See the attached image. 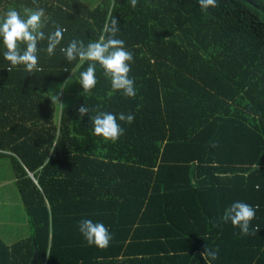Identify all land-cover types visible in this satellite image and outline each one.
<instances>
[{
    "label": "trees",
    "instance_id": "trees-1",
    "mask_svg": "<svg viewBox=\"0 0 264 264\" xmlns=\"http://www.w3.org/2000/svg\"><path fill=\"white\" fill-rule=\"evenodd\" d=\"M0 6L43 8L46 34L52 21L67 29L52 57L39 42L41 72H8L0 43V158L13 165L31 229L11 244L0 237V264H32L34 242L37 264H208L206 248L219 250L212 264H264V0H218L207 11L198 0ZM112 18L133 53V99L113 92L98 65L96 87L83 94L88 63L59 50L98 40ZM74 78L78 98L61 108L48 90ZM98 111L135 119L118 121L123 135L105 143L93 133ZM236 201L256 207V234L221 222ZM82 219L109 229L106 250L85 245Z\"/></svg>",
    "mask_w": 264,
    "mask_h": 264
},
{
    "label": "clouds",
    "instance_id": "clouds-1",
    "mask_svg": "<svg viewBox=\"0 0 264 264\" xmlns=\"http://www.w3.org/2000/svg\"><path fill=\"white\" fill-rule=\"evenodd\" d=\"M138 0H129L130 7L135 9ZM36 3V0H33ZM116 0H112L113 7ZM200 8L207 11L209 8L218 6V0H198ZM50 18L46 16L45 10L40 7L23 8V14L15 8H9L3 16H0V43L5 51L3 58L8 62V72L18 66H23L24 71L31 74L41 72L39 67L38 44L46 40V53L48 57L55 55V50L61 44L64 32L67 29L52 21L54 31L46 34ZM119 26L115 18L104 25L103 35L96 41H90L87 45L82 40L73 39L66 47L59 50L68 63L78 60L80 65L88 63L86 70L79 73V84L83 94L91 95L97 85V65L102 69L105 79L110 81L113 92H120L126 98L133 99L137 96L134 79L129 77L131 63L134 60L133 53L125 48V41L116 38ZM23 46V48L21 47ZM67 71V69H65ZM65 83V82H64ZM63 83V84H64ZM63 89H61L62 91ZM57 101V97L53 96ZM59 105V104H58ZM63 108V105H59ZM78 115L81 119L88 114L90 109L82 105L78 108ZM94 135L101 137L102 141L115 144L123 135L124 129L118 122L131 124L134 113L121 112L118 116L111 112L98 111L90 117ZM214 143L212 147H216ZM259 190V185L254 186ZM256 215V207L245 202L236 201L228 206L220 217L221 222H230L233 228L239 229L241 237L256 234L260 229L253 228L250 232V225ZM216 226L215 221H212ZM80 235L83 237L86 246L96 247L98 250H106L113 239L109 229L102 222H94L91 219H82L77 225ZM218 249L206 248L201 254L212 264L218 258Z\"/></svg>",
    "mask_w": 264,
    "mask_h": 264
},
{
    "label": "crops",
    "instance_id": "crops-1",
    "mask_svg": "<svg viewBox=\"0 0 264 264\" xmlns=\"http://www.w3.org/2000/svg\"><path fill=\"white\" fill-rule=\"evenodd\" d=\"M89 8H96L99 6L102 2H99L101 0H82ZM103 1V0H102ZM91 3V4H89ZM99 3V4H97ZM10 8V7H9ZM4 8L0 6V16H3V14L9 9ZM19 11V9H17ZM23 14V13H21ZM41 43V42H40ZM43 43H47L46 40L43 41ZM76 94V93H75ZM74 94V95H75ZM9 158L3 157L0 158V171L6 170V168H9ZM17 180L15 176L6 175V177L3 176V173H0V237L8 244H11L19 239H22L24 237H27L31 232V229L23 230L22 237H17V233L21 231V223L23 222L26 224L27 216L21 217L20 219H16V223H14L13 226L6 227V225L10 224L12 220V216L8 217V220L2 219L4 216H8L5 213H3L4 206L3 203H1L3 196L6 198V195L10 194L12 196V199L15 200L18 198V194L16 192L17 187ZM8 208H12L10 205H8ZM24 209V208H23ZM19 218V217H18ZM16 225V226H15ZM30 228V225H29Z\"/></svg>",
    "mask_w": 264,
    "mask_h": 264
},
{
    "label": "rangeland",
    "instance_id": "rangeland-1",
    "mask_svg": "<svg viewBox=\"0 0 264 264\" xmlns=\"http://www.w3.org/2000/svg\"><path fill=\"white\" fill-rule=\"evenodd\" d=\"M99 2H102L99 1ZM91 4V3H89ZM99 4V3H97ZM66 84H60V83H53L51 88L48 90V94L53 97H57V101L58 104H60L62 101L66 104V105H73L76 102V99L78 98V93H79V84H78V80L76 78H74V80H72L71 82H69L68 87H66ZM61 89H63L61 91ZM76 93V95H74ZM54 98V97H53ZM9 168H6V170L0 171V173H3V176L6 177V175H11V176H15V172L13 169V165L9 160ZM16 188V186H15ZM16 192L19 196V193L16 189ZM1 203H3L4 206V210L3 213H5L8 216H4L2 217V219L8 220V217H11L12 215V220L10 221L11 223L6 225V227H9L10 225L13 226L15 222L16 223V219H20L21 217H26V213L25 210L23 209V204L21 202L20 196L18 198H16L15 200L12 199V196L10 194L6 195V198L3 196ZM8 205H10L12 208H8ZM19 217V218H18ZM27 218V217H26ZM1 219V218H0ZM21 223V231L17 233V237H22L23 235V230L27 229L29 230V222L28 219L26 220V224L23 222ZM16 226V225H15Z\"/></svg>",
    "mask_w": 264,
    "mask_h": 264
},
{
    "label": "water",
    "instance_id": "water-1",
    "mask_svg": "<svg viewBox=\"0 0 264 264\" xmlns=\"http://www.w3.org/2000/svg\"><path fill=\"white\" fill-rule=\"evenodd\" d=\"M34 243H35V252H34L32 264H37V261H38V247H37L36 242H34Z\"/></svg>",
    "mask_w": 264,
    "mask_h": 264
}]
</instances>
